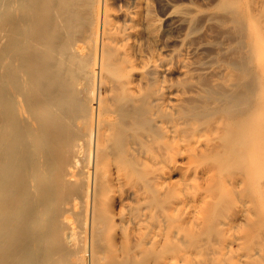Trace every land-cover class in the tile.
Here are the masks:
<instances>
[{"label":"bare ground","instance_id":"6f19581e","mask_svg":"<svg viewBox=\"0 0 264 264\" xmlns=\"http://www.w3.org/2000/svg\"><path fill=\"white\" fill-rule=\"evenodd\" d=\"M147 1L5 0L0 264H264V0L176 82Z\"/></svg>","mask_w":264,"mask_h":264},{"label":"rangeland","instance_id":"374dc122","mask_svg":"<svg viewBox=\"0 0 264 264\" xmlns=\"http://www.w3.org/2000/svg\"><path fill=\"white\" fill-rule=\"evenodd\" d=\"M147 2L150 17L154 22L159 23L161 27L159 35L161 34L162 36L160 35L161 40L157 43L159 48L154 46V52L169 54L174 50L178 52L185 48L182 55H180L179 59L175 62V65L172 66L173 73L172 76H170L172 81L176 82L181 80V77L175 74L176 69L179 67H182V70L186 71L197 64H208L212 59H217L219 61L226 60L225 55H223V53H226L223 52L221 48L223 46H229L231 38L228 35L229 32H227V27L225 28L226 23L224 25L222 24V18L224 17L221 9L222 0H148ZM4 3L5 0H0V10H3ZM1 12L2 11H0V48L2 49H0V54L2 56L0 55V58L4 57L3 43L5 42V39L2 41V38H5L3 33L5 21ZM185 17H190L193 21L188 23L184 20ZM184 43L185 47L183 46ZM198 46L201 47L197 50L196 48ZM217 49L220 52H218ZM2 59H0V83L4 86V69H2L4 66ZM2 86L0 85L1 114L3 113ZM1 114L0 124L2 122ZM1 136L0 134V140ZM1 149L2 147L0 146V150ZM2 153L3 149L0 154L2 155Z\"/></svg>","mask_w":264,"mask_h":264}]
</instances>
